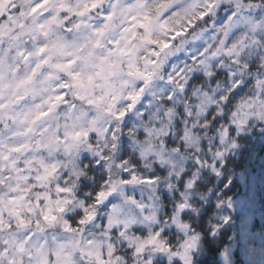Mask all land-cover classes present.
Here are the masks:
<instances>
[{
	"label": "clouds",
	"instance_id": "1",
	"mask_svg": "<svg viewBox=\"0 0 264 264\" xmlns=\"http://www.w3.org/2000/svg\"><path fill=\"white\" fill-rule=\"evenodd\" d=\"M0 264H264V0H0Z\"/></svg>",
	"mask_w": 264,
	"mask_h": 264
}]
</instances>
